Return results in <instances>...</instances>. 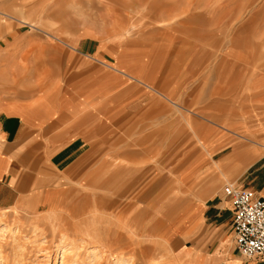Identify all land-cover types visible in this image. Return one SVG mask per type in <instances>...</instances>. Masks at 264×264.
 I'll use <instances>...</instances> for the list:
<instances>
[{
    "label": "rangeland",
    "instance_id": "obj_1",
    "mask_svg": "<svg viewBox=\"0 0 264 264\" xmlns=\"http://www.w3.org/2000/svg\"><path fill=\"white\" fill-rule=\"evenodd\" d=\"M0 11L10 14H0V30L17 26L22 34L62 43L64 51L54 50V57L75 48L72 35L80 26L81 35L98 38L100 47L116 40L117 58L138 74L97 60L129 79L116 89L133 94L131 117L125 96L117 94L115 113L104 111L100 119H132V126L117 130L136 147L163 130L166 156L201 151L197 128L213 124L231 133L223 153L244 143L264 154V140L255 134L256 120L264 121V0H0ZM56 61L51 69L64 81L79 79L84 91L95 87L96 63ZM164 121H179L180 128L155 127ZM150 178L138 168L117 176V191L70 181L46 207L0 206V264H180L143 209L153 194L146 191Z\"/></svg>",
    "mask_w": 264,
    "mask_h": 264
},
{
    "label": "crops",
    "instance_id": "obj_2",
    "mask_svg": "<svg viewBox=\"0 0 264 264\" xmlns=\"http://www.w3.org/2000/svg\"><path fill=\"white\" fill-rule=\"evenodd\" d=\"M1 27V207H46L62 197L70 181L100 191L108 184L109 191H117V176L139 168L151 177L146 191L153 194L143 207L148 221L158 239L172 243L180 264H264V255L245 258L238 253L232 208L222 195L223 182L232 179L264 197V154H258L256 146L236 144L223 153L230 131L207 124L197 128L205 145L201 151L179 150L166 156L163 130L157 131L153 142L136 147L117 130L132 126L128 124L132 119L118 124L114 119H100L104 111L115 113L117 94L125 96V113L131 117L133 94L129 88L120 93L116 89L117 83L129 79L97 60L137 73L117 58L116 40L107 48L100 47L98 38L81 35L80 26L72 35L75 48L54 57V50L64 51L62 43H52L36 33L22 34L17 26ZM75 53L84 58H75ZM59 59L61 63L75 61L78 67L90 60L96 63L92 68L96 75L91 76L95 87L84 91L79 79L64 81L62 72L51 69ZM256 122L260 129L255 134L264 140V121ZM164 123L155 127L180 128L179 121ZM174 137L180 144L181 135ZM189 137L193 144V136ZM217 146L221 152L214 158ZM137 160L139 165L134 163ZM166 173L170 178L164 183Z\"/></svg>",
    "mask_w": 264,
    "mask_h": 264
},
{
    "label": "built area",
    "instance_id": "obj_3",
    "mask_svg": "<svg viewBox=\"0 0 264 264\" xmlns=\"http://www.w3.org/2000/svg\"><path fill=\"white\" fill-rule=\"evenodd\" d=\"M222 195L232 208L235 247L245 258L264 255V197L254 190L227 182Z\"/></svg>",
    "mask_w": 264,
    "mask_h": 264
}]
</instances>
